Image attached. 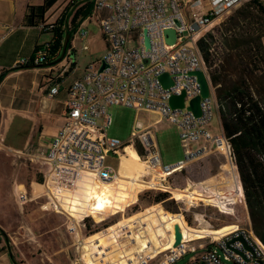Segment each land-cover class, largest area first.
<instances>
[{"label": "built area", "instance_id": "built-area-1", "mask_svg": "<svg viewBox=\"0 0 264 264\" xmlns=\"http://www.w3.org/2000/svg\"><path fill=\"white\" fill-rule=\"evenodd\" d=\"M244 1L94 0L90 14L95 13L97 17L107 50L101 60L90 63L84 74L68 86L62 124L47 151L40 154L43 207L65 217L64 228L73 240L71 264H109L108 258L117 248L121 252L120 264L123 260L126 264H173L187 253L192 255L186 264H264V245L250 229L244 186L230 138L224 135L221 125L219 129L209 128L215 115L219 124L220 120L208 69L198 48L199 39ZM39 27L51 31L56 25L44 21ZM7 29L10 32L13 27ZM166 29L175 30L173 43L162 42ZM143 30L149 38V48L145 47ZM78 35L83 40V49H88L87 30L80 29ZM48 43L39 46L31 56L18 58L14 67L46 63L51 50ZM195 70L203 72L209 87L208 96L200 98L199 116L188 108L190 100L200 95L199 83L191 74ZM162 73H167L171 79L167 87L160 82ZM58 91L59 86L50 82L46 95L53 97ZM181 92H184V105L172 108L169 97ZM110 105L162 115L178 128L184 157L162 163L151 132L155 127H143L140 121L135 123L128 141L108 137ZM126 146L136 151L144 165L143 172L136 178L120 172ZM108 152L119 159L116 166L107 161ZM213 158L217 160L216 170L206 177L186 178L181 185L169 181L171 175L189 165ZM96 184L110 186L118 194L130 192L131 185L136 199L146 190L168 193L167 199L176 204L177 211L164 210L180 215L188 226L184 231L178 224L180 243L173 246L175 223L168 225L158 218L152 226L158 241L148 234L146 217L122 224L118 221L89 233L85 218L92 219L93 227L101 221L84 211L87 206L96 211L99 208L89 203L91 189ZM24 196L22 192L18 194L20 200ZM121 198L126 199V195ZM133 202L125 201L115 211L124 213ZM206 209L230 218L236 226L218 239L190 231L191 227H212ZM241 220L248 227H240ZM112 225L116 226L109 232ZM95 233L105 237L108 243L102 244L99 237L88 240ZM239 235L249 249L240 241L229 242ZM165 246L168 248L163 249Z\"/></svg>", "mask_w": 264, "mask_h": 264}, {"label": "crops", "instance_id": "crops-1", "mask_svg": "<svg viewBox=\"0 0 264 264\" xmlns=\"http://www.w3.org/2000/svg\"><path fill=\"white\" fill-rule=\"evenodd\" d=\"M70 1L58 0L55 2L46 11L42 20L57 23L65 6ZM259 1L264 4V0ZM41 4L42 0H0V73L13 68L15 61L21 56H31L39 46L54 39V33L43 31L38 24L30 25L26 22L27 6ZM54 10L55 13H53ZM9 26L13 27L10 32L7 29ZM61 28L64 30L65 24ZM262 40L264 44V37ZM56 54L51 55L48 61H55L58 58ZM66 55L64 60L55 65L37 69L24 67L11 71L0 82V229L2 230L0 232V264H14L13 260L17 264H41L38 261L30 262L21 258L10 239L14 226L21 222L24 215L35 218L38 209L42 213L43 220L53 222L52 228L57 225L59 216L65 220L64 215L51 213L43 207L44 177L40 172V154L47 151L53 135L58 131L63 121L67 98L66 90L73 82L65 85L66 78L62 79L72 59L68 55L74 54L68 50ZM74 68L71 70L72 72ZM50 82L59 86L58 93L53 97L46 95ZM8 135L19 139L18 147L11 145ZM98 186L101 185L98 184ZM21 192L25 196L20 200L18 194ZM131 194L132 191L124 192V194L112 191L107 196L111 205L109 202H104L97 211L88 206L84 208V211L90 213L96 220H102L115 212V208L122 206L125 201H135V194ZM119 195L120 197H118ZM125 195L126 199L121 198ZM38 202L40 203L38 204ZM52 215H55L57 219H51ZM32 225H34L33 222ZM55 228L57 227H54L53 230ZM26 231L27 233L31 232L30 229ZM64 231L71 240L69 244V264H71L73 240L65 228ZM51 232L53 231L49 229L44 233L46 235ZM5 236L9 239L8 243L5 241ZM44 247L49 253L48 260L50 262L55 260L53 264H60L55 259L59 252L58 245L56 246L53 241H45ZM116 250H113L108 258L109 264L117 262L121 252L119 248ZM91 259L89 257V261L94 263ZM50 262L43 264H50Z\"/></svg>", "mask_w": 264, "mask_h": 264}, {"label": "trees", "instance_id": "trees-1", "mask_svg": "<svg viewBox=\"0 0 264 264\" xmlns=\"http://www.w3.org/2000/svg\"><path fill=\"white\" fill-rule=\"evenodd\" d=\"M57 1L42 0L41 5H28L25 13L27 24L43 23L44 14ZM93 2L94 0H71L65 6L57 20L58 24L55 23L56 28L48 31L54 33V39L48 43L51 45L49 57L54 53H57V57L60 56L66 33H69L70 38L65 56L68 50L71 54L74 53L71 40L78 26L89 16ZM63 24L64 30L61 28ZM263 37L264 4L259 0H246L200 38L198 48L214 89L221 129L233 146L244 186L250 229L264 245ZM72 65L75 66L74 61ZM18 69L20 68L13 67L2 71L0 82L7 73ZM137 152L141 153L138 146ZM140 196L153 203L162 202L166 210L177 211L176 204L167 199L169 195L166 192L146 190ZM85 223L89 233L101 229L95 226L91 228L90 217L85 218ZM5 241L9 242L7 236ZM11 259L13 260L12 255ZM13 263L17 264L14 260Z\"/></svg>", "mask_w": 264, "mask_h": 264}, {"label": "rangeland", "instance_id": "rangeland-1", "mask_svg": "<svg viewBox=\"0 0 264 264\" xmlns=\"http://www.w3.org/2000/svg\"><path fill=\"white\" fill-rule=\"evenodd\" d=\"M53 13H55V10L53 11ZM94 14L95 13L90 14L89 17L92 16L91 19L89 17L86 18L78 26L75 34L73 35L71 45H73L74 49L73 60L75 62V68L73 72L71 71L66 76L62 77V79L66 78L65 85L77 78H80L84 74L86 67L94 61L101 60L102 56L107 50L106 43L103 40L101 26ZM218 24H215L213 27H216ZM80 29L87 30L88 32V35L86 37L88 49H83V40L78 35ZM20 58H22V56ZM53 61L54 60H49L46 63H51ZM42 67L45 66L34 67V69ZM107 111L111 115V124L106 130V135L108 137L117 138L121 142H126L130 138L135 123L137 121H140L143 127H155V129H151V132L158 146L162 163L166 164L174 162L184 157V146L180 140L178 128L176 127V125L167 122L162 117V115L156 112L137 110L122 105H110L108 106ZM209 128H220V124L216 115L214 116ZM16 139L17 138H12L11 135H8V140H10V143L13 147L19 146V139ZM107 161L116 166L119 159L111 154V152H108ZM216 161L217 160L214 158L211 160H199L189 165L184 170L178 172L176 175H171L169 177V181L173 184L181 185L186 180V178H191L194 180L204 178L216 170ZM100 185L101 186L99 187L98 184H96V186L91 189L90 194L92 196V199H89V203L97 207H99L101 203L106 202V200L108 199L107 196L110 193L109 191L112 192V188L110 186H105L103 184ZM143 193L141 192L139 195ZM96 195H98L97 199H95ZM39 203L40 202H38V204ZM160 205H158L156 202L153 203L147 198L141 199L140 196L131 205H129L128 208L125 209L124 213L122 211H115L112 214L107 215L105 219L98 222L95 227L102 228L105 224H113L118 221H122L123 218H127V216L132 212H136L137 210L142 211V209L149 206H159L164 210L165 208L163 207V204L160 203ZM36 212L38 214L35 218L24 215L21 218V222L17 223L14 226L10 234V239L14 244L15 251L17 252V254L20 253L19 256L21 258H25L27 261H38L39 263L43 264L44 262H50L47 257L49 253L44 247V242L53 241L56 246L58 245L59 249V252L55 256L56 261L60 264H69V244L71 240L66 236V233L64 231L63 218L59 216L57 225L53 226V228H57L53 230L51 226L53 225V222H50L49 220H43V218L41 217L42 213L38 209ZM206 213L207 219L211 222L212 227L208 226L199 229L191 227L192 229L198 231V234H202V236H207L203 234H210L214 239H216L220 236H223L224 234H227L232 228L236 226V224L233 223V220L228 217L219 216L212 209H206ZM50 218L53 220L57 219L55 215L50 216ZM217 218H219V220ZM155 221L156 218L149 219V224H147L146 228L149 235L156 234L152 227ZM32 222L34 225H32ZM164 222L166 224L168 223L167 220H165ZM239 225L240 227L247 226L246 222L243 220L239 221ZM91 228H93V226H91ZM27 229H30L31 232L27 233ZM49 229L53 232L45 235L44 232ZM191 255V253H187L173 264H186ZM51 259L53 260V258ZM53 262H55V260L50 262V264H53Z\"/></svg>", "mask_w": 264, "mask_h": 264}, {"label": "water", "instance_id": "water-1", "mask_svg": "<svg viewBox=\"0 0 264 264\" xmlns=\"http://www.w3.org/2000/svg\"><path fill=\"white\" fill-rule=\"evenodd\" d=\"M143 33L145 35V37H144L145 47L149 48L150 47L149 38H148L145 30H143ZM165 33L167 35L166 36V41L168 43H173L174 40H175V37H176L175 30L166 29ZM69 38H70L69 33H66L64 35V39H63V42H62L61 54L55 61H53L51 63L40 64V65H33L32 64V65H29V66H26V67L27 68H34V67H39V66H48V65H53V64L59 63L62 60H64L65 57L67 56V55L65 56V52L67 50ZM69 56H71L72 59L70 61L68 69L64 72L63 76H66L67 73L70 72L73 69V65H72V62L74 61L73 57H72L73 55H69ZM102 67H103V65L101 66L100 70L102 69ZM191 74L196 76L197 82L199 83V86H200V95H198V96H196V97H194L193 99L190 100L188 108L194 113L195 116H199L201 114L200 98L208 96L209 87H208L205 75L203 74V72L201 70L192 71ZM159 79H160V82L162 83V85L164 87H167V86H169L171 84V79L169 78L167 73H162L159 76ZM169 105L172 108H175V107H179L180 108V107H182L184 105V92H181L180 94L171 95L169 97ZM174 236H175V242H174L173 246H176V245H178L180 243V240H181V232H180V228H179L178 224L174 225ZM234 241L242 242L244 247L246 249H249V246L247 245L246 241L244 240V238L241 235L232 238L229 242L232 243Z\"/></svg>", "mask_w": 264, "mask_h": 264}, {"label": "bare ground", "instance_id": "bare-ground-1", "mask_svg": "<svg viewBox=\"0 0 264 264\" xmlns=\"http://www.w3.org/2000/svg\"><path fill=\"white\" fill-rule=\"evenodd\" d=\"M166 36H167L166 34H162V42H167L166 41ZM124 152H125V154H123L121 156V166H120L121 174L130 175L133 178L138 177L144 170V165L140 161V159L138 157V154L130 146H126ZM105 186H107V185H105ZM129 188H130V191H134V189H133V187H131V185H130ZM109 192L111 193V191H109ZM97 197H98V195H96L95 199H97ZM106 202H109V204H111L110 201L106 200ZM95 203H99V202H95ZM102 204L103 203H101L99 205V207H101ZM145 217L147 219H151V218L152 219H154V218L157 219L158 218V219L162 220V222L167 220L168 221V223H167L168 225H172L173 223L179 224L184 231L186 230V224H185L184 220H182V217L180 215L168 213V212H166L165 210H163L159 206H151V207L149 206V207L145 208V210H142V211H139L137 213H134V214L130 215L129 218H123L122 221H119V223L122 224L124 222H128L130 220H134V219H138V218L139 219H141V218L144 219ZM115 226L116 225L110 226L108 231L109 232H113ZM189 230L194 232L195 234H198V231H196V230H194L192 228H189ZM151 236L153 238H155V240H157V233L156 234H152ZM98 237L100 238V242L102 244L108 243V242L105 241V237L101 236V234H99V233H95L94 235L90 236L88 238V240H93V239L98 238ZM143 239H145V238H143ZM143 239H141V242L144 244V241H142ZM216 239H218V238H216ZM158 243L161 246L165 245V244H161L160 242H158ZM166 248H168V246L163 247V249H166ZM118 257H120V256H118ZM118 260H119V258H117V260H116L117 263H119ZM121 264H126V262L123 260V261H121Z\"/></svg>", "mask_w": 264, "mask_h": 264}]
</instances>
